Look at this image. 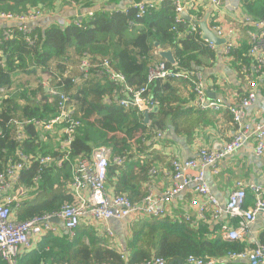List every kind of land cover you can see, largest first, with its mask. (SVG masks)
I'll return each mask as SVG.
<instances>
[{
  "label": "trees",
  "instance_id": "1",
  "mask_svg": "<svg viewBox=\"0 0 264 264\" xmlns=\"http://www.w3.org/2000/svg\"><path fill=\"white\" fill-rule=\"evenodd\" d=\"M99 1L0 0V15H27L38 10L42 17L68 3L91 10L86 18L65 26L54 23L45 29L28 27V32L22 26L3 27L1 24L14 23L1 21L0 176L7 177L9 170L24 164L13 188L26 191L22 203L13 208L17 222L54 214L67 205L77 206L80 200L72 188L75 164L91 159L99 147L111 149L106 187L115 195L139 202L157 177L161 167L158 162L165 164L169 159L167 167L172 165L173 154L154 152L160 141L164 146L172 143L167 136L170 128L193 137L203 118L212 112H225L193 108L192 79L149 83L150 71L160 62L174 73H203L220 56V51L211 49L200 35L199 24L197 33H191V21L176 22L174 0H163L156 8L146 7L140 17L135 5L142 0H133L134 4L126 8H120L126 0H113L115 8L96 9ZM204 12L203 5L190 11L197 23ZM250 47L232 49L229 58L234 67L251 70ZM162 51H171L175 64L163 59L159 54ZM83 61H87L85 70L81 69ZM106 62L114 72L124 75L126 86L145 88L158 104V111L149 113L147 122V112L119 104L118 94L124 85L111 79ZM240 78L245 80V75ZM127 94L124 92L123 97L131 99ZM244 95L241 92L239 98ZM62 105L73 108L75 119L81 123L65 152L59 146L65 138L59 129L46 134L33 123L54 119ZM45 156L54 162L42 165ZM116 158L124 159L121 165ZM84 221L75 237L67 231L59 236L48 233L37 237L31 249L21 250L17 264H141L157 257L168 264H188L190 257L222 262L229 253L245 250L242 243L224 240L218 229L211 230L204 221L194 224L170 216H141L130 220L125 257L112 238L82 226ZM0 264L7 263L0 258Z\"/></svg>",
  "mask_w": 264,
  "mask_h": 264
},
{
  "label": "built area",
  "instance_id": "2",
  "mask_svg": "<svg viewBox=\"0 0 264 264\" xmlns=\"http://www.w3.org/2000/svg\"><path fill=\"white\" fill-rule=\"evenodd\" d=\"M163 0H142L135 5L139 10V17L145 13V8H156ZM209 2L215 7L221 3L220 0H201ZM176 5V22L181 23L182 15L190 13L191 9L196 6V0L189 3H182L181 0H174ZM74 4V3H73ZM76 5V4H74ZM42 13L38 10L32 11L27 15L3 14L0 18L8 21H16L22 29L28 32V24L35 22L40 18ZM192 22L191 33H197L196 19ZM262 29L260 36L255 37V44L249 51L250 57L256 60L257 77L264 76V59L257 57L260 48L264 47V19L257 23ZM213 31L220 38H225V32L219 27H213ZM202 32V31H201ZM12 32L8 33V38ZM202 35V33H200ZM211 49L215 45L208 43ZM235 44L226 40L225 51L228 57ZM230 59V58H229ZM87 61H83L82 70H85ZM105 67L111 79L124 87L118 94L119 104L125 108L136 107L142 112H150L154 107L158 106L148 96L146 89L134 90L125 85V77L114 72L108 62ZM247 87L244 90L245 95L240 99L237 105L226 106L221 100L210 99L207 95V87L201 73H174L166 68L164 62H160L150 71L149 83L155 80H167L169 78H184L193 81L194 99L191 106L199 111H228L233 118V124L236 128L233 139L221 151L201 150L198 157L194 160L181 161L174 158L172 161L174 186L169 190L164 198L158 200L150 191L139 202L132 201L125 195H110L107 190L108 168L111 158V149L106 147L96 148L91 159H83L77 162L74 171L72 188L78 195L80 200L77 206H64L60 211L43 217H35L26 222H17L14 206L22 203V198L26 195L25 189L15 190V194H10L14 185L16 187L19 177L18 172L25 169L24 164H18L15 169L8 171L7 177L0 176V257L7 264H17L18 256L21 250L30 249L33 245L35 237H42L51 233L55 236L60 235L57 224L51 222L56 218L63 222L65 230L71 237L76 236L82 220L92 218L98 223H106L111 220L135 219L141 216L154 218L168 217L167 211L159 206L160 203L171 204L172 201L184 191L191 183L198 184L196 192L204 198L203 201L192 200V207L196 209L198 220L205 221L206 213L214 207L217 216L222 214V209L218 200L210 196V189L205 182L206 170L212 169L215 173H219L218 165L227 157L239 151L249 140H255V153L257 156L264 155V129L261 126L244 125L243 120L245 111L253 106L257 99L258 78L249 73L247 68H243ZM3 92V91H2ZM124 92L131 99L123 97ZM147 95L145 96V94ZM55 94H58L55 92ZM34 125L43 130L46 134L55 133L58 129L65 135L63 147L68 150L72 144L77 129L81 123L75 119V110L67 109L65 105L60 106V113L52 120H34ZM65 125V127H62ZM69 154H67L68 156ZM67 159V157H66ZM26 160V158H25ZM124 159L116 158L115 162L121 165ZM54 162L50 156L41 159L42 165H48ZM190 170H195L196 175L191 177L188 175ZM81 192H87V198L80 195ZM252 192L257 198L256 209L253 211L246 210L247 192L244 189H237L230 193L225 212L230 218H239L243 220V224L237 229H231L227 225L222 226V236L231 242H237L244 239L249 232L250 226L256 221L257 215L264 210V191L261 187L253 186ZM189 220V218H186ZM229 262H246L247 264H264V244H260L257 248L246 249L241 252L229 253L227 256ZM188 264H220L218 259L190 257ZM141 264H168L163 258H154Z\"/></svg>",
  "mask_w": 264,
  "mask_h": 264
},
{
  "label": "crops",
  "instance_id": "3",
  "mask_svg": "<svg viewBox=\"0 0 264 264\" xmlns=\"http://www.w3.org/2000/svg\"><path fill=\"white\" fill-rule=\"evenodd\" d=\"M181 1L186 4L192 0ZM220 1V5L215 7L209 2L196 0L195 7L203 5L205 8L204 17H202L199 25L206 21L211 31H213V27H219L225 32V38L221 39L233 42L235 49H242L245 46L249 48L252 44L250 47L251 50L255 44V37L260 36L262 33V29L257 23L264 19V0ZM112 2L113 0H100L97 3L99 5H97L96 9L103 6H108L110 9H113L116 5ZM132 4H134L133 0H126L121 3L120 8H126ZM90 13V9L81 10L78 5L68 3L64 4L61 9L55 11L52 15H44L37 21L29 23L27 26L29 28L41 27L43 29L54 23L65 26L72 20L86 18ZM187 15H190L192 21L195 19L191 13H187ZM225 46L226 43L221 46L215 45L214 50L220 51V56L214 62L211 69L201 74L205 80L207 95L210 99L221 100L226 106L237 105L239 103L238 95L244 92L247 82L240 78L243 70L234 67L232 60L226 54ZM223 52L224 54L222 56L221 53ZM257 57L264 59V47L259 49ZM251 60V70L249 73L255 75L256 60L254 57H251ZM255 77L258 78L257 99L253 106L246 109L243 123L244 125L261 126L264 129V76L257 77L255 75ZM210 115V117L203 118L199 126L195 128L193 137H189L187 133H178L174 128H170L167 136H169L172 143H167L164 146V141H160L154 146V152H158L161 155L163 153L173 154L170 157L172 160L178 158L181 161H187L196 159L201 150H223L227 143L234 137L235 127L232 124V115L228 111L219 114L212 112ZM57 135L60 137L59 134ZM58 140L61 139L59 138ZM62 143L63 141H60L59 146L65 152L67 149L63 147ZM255 144V140H249L239 151L224 159L218 165L219 173H215L212 169L206 170L205 182L210 189V196L218 200L223 212L220 216H217L214 207H211L206 213V220L204 222L210 225L211 230L217 232L219 230L220 236L222 226L227 225L231 229H237L243 224V220L230 218L225 212L230 193L240 188L247 191L248 196L245 207L246 210L253 211L256 209L257 204V198L252 192L253 186L261 187L264 191V155H256ZM169 161L167 159L165 164L158 162L161 167L160 169L157 167L159 169L157 177L149 184V191L158 200L163 199L164 195L174 186L172 175L174 171L171 163V172L168 171L170 169L167 167ZM76 164L73 170V177ZM188 175L194 177L196 171L190 170ZM197 186L198 184L191 183L171 204L159 202V206H163L168 216L174 219L180 221L185 220L193 222L194 224L200 222L196 209L191 205L192 200H204L196 192ZM107 190L108 194L115 195L112 188H107ZM10 194H15V191L12 190ZM74 194L78 198L75 191ZM80 195L87 198V192H81ZM186 218H189V220H186ZM82 223V226L89 227L98 233L107 234L112 238L111 242L127 257L126 246L129 236V219L98 223L90 217ZM57 225L60 230V235L66 232L63 222ZM212 238H214V235ZM36 239L37 237L34 238L33 244ZM223 239L226 240L224 237ZM237 242L242 243L245 250L257 248L260 244L264 243V210L260 211L257 215L256 221L249 228L248 235ZM222 263L247 264L246 262H229L226 259H223L220 264Z\"/></svg>",
  "mask_w": 264,
  "mask_h": 264
},
{
  "label": "water",
  "instance_id": "4",
  "mask_svg": "<svg viewBox=\"0 0 264 264\" xmlns=\"http://www.w3.org/2000/svg\"><path fill=\"white\" fill-rule=\"evenodd\" d=\"M182 17L185 20L192 21L190 15L183 14ZM10 25L21 26L20 24H16V23H14V24H10V23L1 24V26H3V27H9ZM200 26H201V30L203 32V39L206 40L208 43H212L216 46H221V45L226 43L225 39H221L220 37H217L216 34L213 31H211V29L209 28L206 21L202 22L200 24ZM159 54L163 59H165L169 63L175 64V60H174V57H173V54L171 51H162ZM158 109H159V107H154L150 112L145 113V117H146L145 121L147 122L149 120V118H148L149 113L158 111ZM51 222H53L54 224H61L62 223L61 220L56 219V218L52 219Z\"/></svg>",
  "mask_w": 264,
  "mask_h": 264
},
{
  "label": "rangeland",
  "instance_id": "5",
  "mask_svg": "<svg viewBox=\"0 0 264 264\" xmlns=\"http://www.w3.org/2000/svg\"><path fill=\"white\" fill-rule=\"evenodd\" d=\"M260 1H263V0H260ZM1 18H2V17H1ZM1 18H0V22H1V21L4 19V18H3V19H1ZM2 22H4V21H2ZM5 22H12V23L19 24V23H18V22H16V21H8V20H7V21H5Z\"/></svg>",
  "mask_w": 264,
  "mask_h": 264
}]
</instances>
